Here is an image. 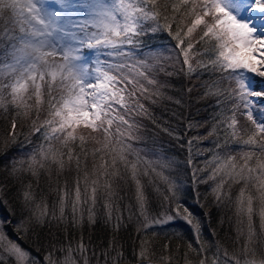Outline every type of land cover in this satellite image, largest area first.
I'll list each match as a JSON object with an SVG mask.
<instances>
[{"label": "snow or ice", "instance_id": "obj_1", "mask_svg": "<svg viewBox=\"0 0 264 264\" xmlns=\"http://www.w3.org/2000/svg\"><path fill=\"white\" fill-rule=\"evenodd\" d=\"M160 49L175 54L173 71ZM174 75L198 81L183 91L212 113H173L184 131L153 111L185 103L167 95ZM145 121L187 145L190 187ZM192 128L205 135L186 140ZM205 140L199 168L192 149ZM0 161V264H122L121 230L135 233L128 264H177L179 248L152 239L163 228L187 239L183 264H264V0H0ZM241 183L247 231L208 243L211 213L193 210L206 207L200 185L222 207ZM101 221L107 242L85 241Z\"/></svg>", "mask_w": 264, "mask_h": 264}, {"label": "trees", "instance_id": "obj_2", "mask_svg": "<svg viewBox=\"0 0 264 264\" xmlns=\"http://www.w3.org/2000/svg\"><path fill=\"white\" fill-rule=\"evenodd\" d=\"M159 43H166V41L161 40L158 41ZM160 56H161V64L165 65L169 72L173 71V61L175 59V54L171 52L170 49H160ZM171 57V58H169ZM183 57L181 56V59ZM176 68H178V65H175ZM161 78H165L164 74L161 73ZM207 77L205 76V79ZM169 79H171L174 82V87L168 90L167 95L174 97V99H181L185 101L183 106H178L174 104L172 101L167 100L166 98L159 103L156 106H153V111L155 112V115L157 117H161V124L163 126L164 122L170 123L174 128H176L178 131H184L183 127H181L180 122L176 119L175 116H173V113H181L188 117L193 122H200L203 123V119L212 115L211 111L208 109H205L203 107V101L197 103L196 98L193 95L192 97H189L186 93V91H183V89L186 88L190 83H197L198 81L193 80L191 82L187 81L182 76H172ZM190 114V115H189ZM145 123L148 125L146 129V134L149 136V143L151 144V140L154 139L157 144H163L165 148L171 149V151L168 153L169 155L173 156V158L176 160L178 164H180L179 171L181 172L180 179L185 181L186 186L190 187L191 185L188 183L191 179V173L192 169L190 166L186 165V161L188 158V148L185 144L183 147L178 144L175 140L170 138L168 135H166L161 129L156 128L153 126L150 122L145 121ZM184 124L187 123V121L183 122ZM205 135L203 128H192L191 130L187 131L185 133V139H190L197 136ZM213 145L208 141L205 140L201 145L200 148L197 149L196 147H193V162L194 164L199 167L203 168L205 166V159L204 156L207 155L209 159H211V156L208 153H205L204 155H198V151H202L204 148H212ZM237 151H239V146H234ZM247 150V149H245ZM235 154V153H233ZM146 160H152L155 159L153 156H147L145 157ZM3 161H0V180H2L6 173L4 172L3 168ZM89 163H91V156L89 157ZM187 168V171L185 172L184 169ZM143 170V168H142ZM61 184H63V180L61 179ZM243 187V184H233L231 186V195L233 203L230 205H225L222 207H217L213 198L210 195V192L208 190V187L206 185H200V201L202 204L206 205L205 208L201 209L200 207H194L193 210L199 214L201 211H207L211 213V217L209 220L205 221V227H206V233L203 239L207 241L208 243H220L221 241H228L230 242L237 236V231L239 228H243L244 231H247V221L246 219L241 222V219L237 217L235 212V200L237 196H239L240 188ZM44 191L47 195L50 197H54V192H49L47 187H44ZM225 191H228V188H225ZM252 192H255V188L253 187L251 189ZM249 193H245V198L247 197ZM152 206L154 211H161V202L160 199L153 194L152 195ZM189 205L193 204V197L192 194H188V200ZM127 203V202H125ZM254 207L257 211V215L254 216V228L257 230V232L260 231V219L258 215L259 211V202L254 201ZM127 215V213H125ZM223 221V230H221V224L220 222ZM177 229L172 228H163L159 231L158 236L152 237L153 240L157 244L161 243H171V246L173 250L179 248V255L181 257V260L177 262V264H183V255L186 251V245H187V239H178L177 237L171 235L172 232L176 231ZM215 230L218 234L221 240H208V233L213 232ZM55 231V229H54ZM182 231L185 234V237L188 235L187 229L183 228ZM61 240L64 239V235L61 232L60 234ZM74 235L79 238L80 233L77 231L74 233ZM89 235H91V239L94 244H99L101 241L107 242L109 238V233L105 229L103 222L101 221L98 223L94 228H88L85 226L83 229V236L85 241H87ZM135 233L132 230H121L120 232V240L125 245V252H126V259L122 262V264H128V259L131 256L132 251V245L133 240L130 237H134ZM194 255V253H193Z\"/></svg>", "mask_w": 264, "mask_h": 264}, {"label": "rangeland", "instance_id": "obj_3", "mask_svg": "<svg viewBox=\"0 0 264 264\" xmlns=\"http://www.w3.org/2000/svg\"><path fill=\"white\" fill-rule=\"evenodd\" d=\"M25 131H27V129H25Z\"/></svg>", "mask_w": 264, "mask_h": 264}]
</instances>
